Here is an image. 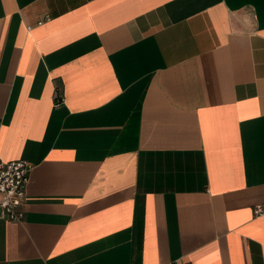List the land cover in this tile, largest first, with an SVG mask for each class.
<instances>
[{
  "label": "crops",
  "instance_id": "0c3cea01",
  "mask_svg": "<svg viewBox=\"0 0 264 264\" xmlns=\"http://www.w3.org/2000/svg\"><path fill=\"white\" fill-rule=\"evenodd\" d=\"M0 158V264H264V0H0Z\"/></svg>",
  "mask_w": 264,
  "mask_h": 264
},
{
  "label": "built area",
  "instance_id": "2783aa9c",
  "mask_svg": "<svg viewBox=\"0 0 264 264\" xmlns=\"http://www.w3.org/2000/svg\"><path fill=\"white\" fill-rule=\"evenodd\" d=\"M31 26H27L30 30ZM32 165L23 159L3 160L0 158V217L20 222L26 184Z\"/></svg>",
  "mask_w": 264,
  "mask_h": 264
}]
</instances>
